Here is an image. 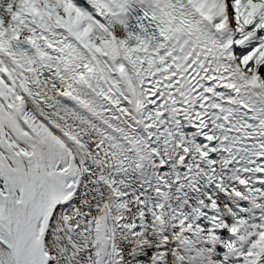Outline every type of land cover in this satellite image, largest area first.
<instances>
[{"label": "snow or ice", "instance_id": "1", "mask_svg": "<svg viewBox=\"0 0 264 264\" xmlns=\"http://www.w3.org/2000/svg\"><path fill=\"white\" fill-rule=\"evenodd\" d=\"M0 264H264V0H0Z\"/></svg>", "mask_w": 264, "mask_h": 264}]
</instances>
